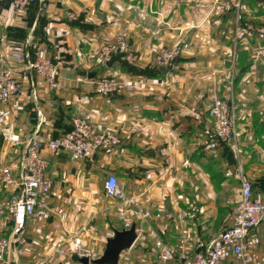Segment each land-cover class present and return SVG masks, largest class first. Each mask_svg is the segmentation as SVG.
Here are the masks:
<instances>
[{
  "label": "crops",
  "instance_id": "0c3cea01",
  "mask_svg": "<svg viewBox=\"0 0 264 264\" xmlns=\"http://www.w3.org/2000/svg\"><path fill=\"white\" fill-rule=\"evenodd\" d=\"M217 1L46 0L44 6L35 3L19 13L1 1L0 39L7 44L30 39L34 47L47 46L57 57L60 80L52 91L36 74H18L19 94L0 104V170L8 164L17 169L20 147L25 148L33 132L39 131L45 141L58 139L71 130L75 116L119 139L118 145L88 160L44 148L52 213L48 220L27 223L22 264H76L58 254L68 250L75 236L102 256L107 240L125 226L121 204L105 191L110 175L130 199L127 221L142 233L118 264H142V257L152 264L150 252L158 238L174 247L186 239L194 253V232L205 241L217 236L232 222L239 166L254 196L264 200V56L255 58L244 46L231 62L237 12L212 8ZM242 3L240 15L262 23L264 3ZM124 29L134 62L120 58L107 67L101 48ZM168 47L181 48L178 70L156 64ZM108 70L135 89L109 97L95 94L91 81ZM215 98L236 108L237 137L209 152L203 148V132ZM9 198L0 187V208ZM194 203L196 220L190 218ZM11 228L3 222L0 238L8 237ZM254 235L260 241L254 252L264 264V220Z\"/></svg>",
  "mask_w": 264,
  "mask_h": 264
},
{
  "label": "built area",
  "instance_id": "2783aa9c",
  "mask_svg": "<svg viewBox=\"0 0 264 264\" xmlns=\"http://www.w3.org/2000/svg\"><path fill=\"white\" fill-rule=\"evenodd\" d=\"M3 0H0V3ZM14 12L19 13L33 4L45 5L46 0H7ZM229 4H220V11L226 12ZM256 37L264 40V26L254 27L248 24H236L235 45L248 38ZM235 46V47H236ZM181 54L180 47H168L157 55L156 64L159 67L178 70L176 64ZM101 56L104 62L113 57L134 62L130 50L129 33L127 29L120 31L113 42L102 46ZM22 72H30L43 78L50 90L59 85V69L57 57L49 53L45 45L34 47L28 39L22 44H7L0 39V104L8 103L19 94L21 87L17 76ZM93 92L99 96L109 97L122 92H130L135 85L122 79L116 73L108 70L103 76L91 81ZM210 123L204 128L203 148L215 151L218 148L235 143L237 137L238 113L233 104L224 98H215L208 111ZM15 139V138H13ZM119 144L118 137L111 132H99L88 119L75 116L70 131L55 140L45 141L39 131L33 132L18 162L17 169L5 168L0 174V186L10 193V199L0 208V226L3 222L12 225L8 237L0 238V264H22L21 258L27 246L25 228L31 220H48L51 210L48 202L51 198V186L48 177L49 162L43 156L44 148L52 153L65 152L73 160H88L101 149H107ZM235 177L240 181V190L236 200L235 210L230 225L224 227L217 236L209 241L203 240L199 233L194 232L196 251L192 253L186 239H181L177 245L171 246L158 238L150 254L154 257L152 264H261L254 249L260 241L254 235V230L264 220V200L256 198L252 184L243 176L239 166ZM107 195L117 200L122 209L120 217L124 229L131 225L126 219V210L131 205L130 199L122 191L118 179L110 175L105 183ZM62 219L66 218L59 212ZM199 209L196 203L191 209L190 218L197 219ZM147 212L145 217H149ZM139 237L142 233L136 228ZM137 237V238H138ZM59 255H67V251L58 250ZM70 256H74L76 264H82L81 259H88V264L100 258L96 250L80 238L70 240ZM142 264H149L146 257L140 259Z\"/></svg>",
  "mask_w": 264,
  "mask_h": 264
},
{
  "label": "rangeland",
  "instance_id": "374dc122",
  "mask_svg": "<svg viewBox=\"0 0 264 264\" xmlns=\"http://www.w3.org/2000/svg\"><path fill=\"white\" fill-rule=\"evenodd\" d=\"M195 2H199V0H194ZM205 2V0H202ZM220 1V0H219ZM217 1V3H212V8H215V9H220V4H223V3H226V4H229L230 6H234L236 4H239V10L240 8L243 6V3H242V0H227V1H223V2H219ZM230 7L226 12L224 13H228V12H231V11H234V12H237L236 14V17L234 18L233 22L232 23V32L233 34L231 35L232 38V46H230V55H231V62H233L236 57H237V53L239 52V49L241 47H248L249 51H252V53L255 55V58H259V59H262L263 56H264V52H263V47L262 44L264 43V40H259L258 38L256 37H251V38H248L247 40L241 42V43H238L237 46L235 45V29H236V24L238 22L239 26L240 25H245V24H248L249 26H254V27H263L264 26V20L262 21V23L258 24V23H255L249 19H246L245 17H243L242 15H240V12L238 9H234ZM239 12V13H238ZM236 46V47H235ZM246 47V48H247ZM101 53V52H100ZM102 57V56H101ZM119 58V57H118ZM264 61V60H263ZM262 61V62H263ZM104 62V61H103ZM107 62H104V64H106ZM23 151L24 149L22 147H20V151L18 152V159L20 160V158L22 157V154H23ZM20 153V154H19ZM7 167H11L10 164H8L7 166L5 165L1 170H0V174L2 173V171L7 168ZM1 187V186H0ZM10 199V198H9ZM6 204V203H5ZM234 213V212H233ZM7 228V225L5 226ZM4 227V229H6ZM70 246V244H68ZM70 248V247H69ZM68 248L67 250V255L66 257L68 258H71V259H74V256H70V249Z\"/></svg>",
  "mask_w": 264,
  "mask_h": 264
},
{
  "label": "water",
  "instance_id": "95a60500",
  "mask_svg": "<svg viewBox=\"0 0 264 264\" xmlns=\"http://www.w3.org/2000/svg\"><path fill=\"white\" fill-rule=\"evenodd\" d=\"M120 61V58L113 57L107 63V67H111L114 62ZM136 227L131 226L130 229H124L121 231H115L114 236L109 238L106 243L105 250L102 256L94 261V264H118L119 258L122 252L130 250L137 240V234L135 232ZM82 264H88V259H81Z\"/></svg>",
  "mask_w": 264,
  "mask_h": 264
},
{
  "label": "trees",
  "instance_id": "16d2710c",
  "mask_svg": "<svg viewBox=\"0 0 264 264\" xmlns=\"http://www.w3.org/2000/svg\"><path fill=\"white\" fill-rule=\"evenodd\" d=\"M259 3H264V0H258Z\"/></svg>",
  "mask_w": 264,
  "mask_h": 264
}]
</instances>
